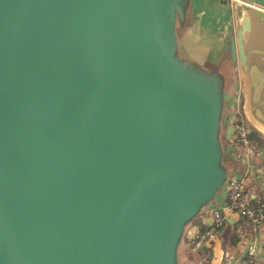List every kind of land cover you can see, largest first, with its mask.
<instances>
[{"label":"water","instance_id":"obj_1","mask_svg":"<svg viewBox=\"0 0 264 264\" xmlns=\"http://www.w3.org/2000/svg\"><path fill=\"white\" fill-rule=\"evenodd\" d=\"M220 1L264 139V0ZM188 4L0 0V264H180L185 227L222 204L232 170L228 79L177 50ZM252 180L264 189V172Z\"/></svg>","mask_w":264,"mask_h":264},{"label":"crops","instance_id":"obj_2","mask_svg":"<svg viewBox=\"0 0 264 264\" xmlns=\"http://www.w3.org/2000/svg\"><path fill=\"white\" fill-rule=\"evenodd\" d=\"M231 34L232 18L229 5L222 3L220 0H189L185 23L176 31L177 50L182 56L193 59L200 64L218 67L225 73L226 79L229 80L234 76L236 77L227 56ZM238 85L236 77L235 87ZM262 155H264V151L261 155L256 156L255 160L259 161ZM224 158L231 164V172L239 175L240 170L244 168L241 159L232 156V154ZM249 185L250 187H256L253 180L249 182ZM258 189L264 194V189ZM215 198L218 199V195ZM214 200L208 203L200 212L199 218H202L204 222L208 221L209 209L214 207ZM234 218L233 214L225 215V220L217 231L215 238L203 245L204 248L209 247L205 251L203 248L195 253L186 242L183 243L184 240H181L177 247L178 257L180 252L183 253V250L190 249L191 255L188 254L190 256L187 259L192 260L195 258V264H233L242 255L244 246L242 242L236 241L233 237L232 225ZM193 224L197 226V219ZM253 241L254 246L258 249L260 259L264 255V239L256 235ZM260 264L263 263L260 261Z\"/></svg>","mask_w":264,"mask_h":264},{"label":"built area","instance_id":"obj_3","mask_svg":"<svg viewBox=\"0 0 264 264\" xmlns=\"http://www.w3.org/2000/svg\"><path fill=\"white\" fill-rule=\"evenodd\" d=\"M240 101L238 86H236L225 99L227 113L225 117H222V125L224 121L227 124L226 127H231L229 136L225 135L226 127H223L224 138L226 141L231 140L235 143L233 145L237 148L238 153L234 156L241 159L244 168L240 170L239 175L230 172L222 186L224 195L222 204L217 208L209 209L208 221L204 222L201 218V226H194L192 221L187 224L183 239L190 249L196 252L201 246L215 238L225 220V215L233 214L235 216L232 225L233 237L236 241L244 244L242 255L233 264H260L259 258L253 254L250 247L246 246V241L251 235L253 237L259 235L264 239V194L262 191H257L258 188L254 186L251 187V190L246 189L244 180L251 168L252 172L248 177V182L263 175L264 168L255 160V157L261 155L264 145L256 148L251 143L249 138L251 130L242 114ZM221 145L224 156L222 142ZM231 145L229 144L230 148ZM226 153L227 157L234 154L232 150H227ZM256 171L258 173H255ZM220 193V191L217 193L218 197ZM218 199L215 198L213 203L216 204Z\"/></svg>","mask_w":264,"mask_h":264},{"label":"rangeland","instance_id":"obj_4","mask_svg":"<svg viewBox=\"0 0 264 264\" xmlns=\"http://www.w3.org/2000/svg\"><path fill=\"white\" fill-rule=\"evenodd\" d=\"M237 77V76H236ZM236 77L234 76L232 79H229L228 80V90L229 92H233L234 88H235V82H236ZM226 113H227V107L225 106L224 107V111H223V116L225 117L226 116ZM222 116V117H223ZM226 123L223 121V125H222V128H221V132H220V141L222 142V144L224 145V156L227 157V153L226 151L227 150H232L233 151V155L237 154L238 151H237V148L235 147V144L233 141L229 140V141H226L225 138H224V132H223V127L225 128L226 127ZM258 134V133H257ZM256 135V134H255ZM260 136V135H259ZM261 137V136H260ZM250 138V141L252 144H254L256 146V148H259L261 147L263 144H264V141L259 138L258 136H254V134L249 137ZM229 144L231 145V148L229 147ZM232 155V156H233ZM228 164V163H227ZM253 165H254V162H253ZM229 166V164H228ZM236 172V171H235ZM252 172V168L248 171L247 175H246V179L244 180V185H245V188L248 189V190H251V187L249 185V182H248V177H250V174ZM255 173H258L257 171ZM257 191L261 192L260 189H256ZM206 207V206H205ZM204 208V207H203ZM183 240V238H182ZM254 237L253 235L250 236V238H248V240L246 241V246L247 247H250L253 251V254L259 258V255H258V249L254 246ZM183 243H185V241H183ZM257 249V250H256ZM190 249H187V250H183V253H179V262L180 264H195V261L194 259L192 260H189L187 259L189 257L188 254H190ZM194 252V251H193ZM191 255V254H190ZM194 257L195 255L192 254ZM196 260V259H195Z\"/></svg>","mask_w":264,"mask_h":264},{"label":"trees","instance_id":"obj_5","mask_svg":"<svg viewBox=\"0 0 264 264\" xmlns=\"http://www.w3.org/2000/svg\"><path fill=\"white\" fill-rule=\"evenodd\" d=\"M254 134V136H258L259 138H261L263 141H264V139L262 138V137H260L259 136V134H257L256 132H254V131H251L250 132V134H249V137H251L252 135ZM256 134V135H255ZM202 212V211H201ZM200 217V213L198 214V215H196L194 218H193V220H192V223H195V221H196V219H197V221H198V224H197V226H201L202 225V221H201V218H199ZM199 218V219H198ZM184 240V239H183ZM204 248V247H203ZM209 247H205L203 250L205 251V250H207ZM199 251V250H198ZM198 251H196V252H198ZM195 252V253H196ZM190 256V255H189Z\"/></svg>","mask_w":264,"mask_h":264}]
</instances>
